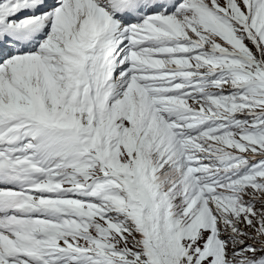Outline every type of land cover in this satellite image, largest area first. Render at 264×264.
Masks as SVG:
<instances>
[{"label": "snow or ice", "instance_id": "6c2138e0", "mask_svg": "<svg viewBox=\"0 0 264 264\" xmlns=\"http://www.w3.org/2000/svg\"><path fill=\"white\" fill-rule=\"evenodd\" d=\"M0 264H264V0H0Z\"/></svg>", "mask_w": 264, "mask_h": 264}]
</instances>
